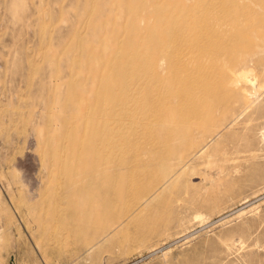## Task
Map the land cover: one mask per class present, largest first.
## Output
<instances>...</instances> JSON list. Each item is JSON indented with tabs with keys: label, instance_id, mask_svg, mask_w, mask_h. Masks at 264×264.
Masks as SVG:
<instances>
[{
	"label": "rangeland",
	"instance_id": "1",
	"mask_svg": "<svg viewBox=\"0 0 264 264\" xmlns=\"http://www.w3.org/2000/svg\"><path fill=\"white\" fill-rule=\"evenodd\" d=\"M0 264H264V0H0Z\"/></svg>",
	"mask_w": 264,
	"mask_h": 264
}]
</instances>
